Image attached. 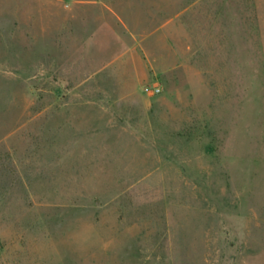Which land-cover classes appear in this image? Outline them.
Listing matches in <instances>:
<instances>
[{
    "label": "rangeland",
    "instance_id": "rangeland-1",
    "mask_svg": "<svg viewBox=\"0 0 264 264\" xmlns=\"http://www.w3.org/2000/svg\"><path fill=\"white\" fill-rule=\"evenodd\" d=\"M0 264H264V0H0Z\"/></svg>",
    "mask_w": 264,
    "mask_h": 264
},
{
    "label": "built area",
    "instance_id": "built-area-1",
    "mask_svg": "<svg viewBox=\"0 0 264 264\" xmlns=\"http://www.w3.org/2000/svg\"><path fill=\"white\" fill-rule=\"evenodd\" d=\"M156 90L159 91V88H157Z\"/></svg>",
    "mask_w": 264,
    "mask_h": 264
}]
</instances>
